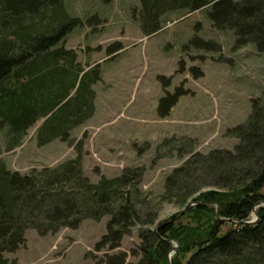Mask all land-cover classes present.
<instances>
[{
	"label": "trees",
	"instance_id": "16d2710c",
	"mask_svg": "<svg viewBox=\"0 0 264 264\" xmlns=\"http://www.w3.org/2000/svg\"><path fill=\"white\" fill-rule=\"evenodd\" d=\"M138 2L135 20L144 36L160 30L169 13L206 10L213 28L233 31L238 47L253 45L264 57V0ZM81 25L65 12L63 0H0V121L15 139L45 117L52 122L40 145L64 140L68 128L82 122L88 97L70 101L68 96L83 69L76 54L61 46ZM192 42L200 49L217 47L197 37ZM121 48L115 43L107 51L112 55ZM190 72L195 75L196 69ZM159 80L169 85L168 79ZM183 95L182 88L166 92L158 101V117H167ZM226 134L237 141L232 151L202 154L188 141L179 151L188 158L165 177L156 197L141 189V167L90 183L77 158L25 174L9 172L0 163V264H8L4 254L25 246L29 229L45 236L105 216V234L94 246L104 252L96 264H129L127 253L118 249L135 229L139 244L130 251L134 264H168L173 242L178 247L170 264H264V206L256 209L254 223H243L264 202V90L250 100L246 120ZM166 144L170 141L162 146ZM161 203L181 210L196 205L176 220L181 210L156 224Z\"/></svg>",
	"mask_w": 264,
	"mask_h": 264
},
{
	"label": "rangeland",
	"instance_id": "374dc122",
	"mask_svg": "<svg viewBox=\"0 0 264 264\" xmlns=\"http://www.w3.org/2000/svg\"><path fill=\"white\" fill-rule=\"evenodd\" d=\"M63 7L82 25L61 46L75 53L87 72L77 78L68 98L87 96L89 105L64 140L55 138L42 146V133L52 119L38 120L19 140L0 121V163L5 170L25 174L77 158L82 174L98 183L101 176L113 178L124 168L141 167L140 187L156 197L163 192L165 177L188 158L179 152L188 141L202 154L233 150L237 141L227 130L246 120L250 100L264 90V57L253 45L238 47L234 32L213 28L206 10L169 13L160 30L144 36L135 20L138 0H63ZM195 37L215 43L216 49L198 48ZM115 43L122 48L111 55L107 49ZM161 77L168 79L167 87ZM175 88H182L184 95L167 117L159 118V99ZM167 140L170 144L162 146ZM159 206L156 224L181 210L170 203ZM107 220H85L75 230L63 228L45 236L29 229L25 246L4 257L8 264H96L104 251L96 252L94 246L105 234ZM138 244L136 229L122 238L118 251L127 253L126 263L136 262L130 251Z\"/></svg>",
	"mask_w": 264,
	"mask_h": 264
},
{
	"label": "water",
	"instance_id": "95a60500",
	"mask_svg": "<svg viewBox=\"0 0 264 264\" xmlns=\"http://www.w3.org/2000/svg\"><path fill=\"white\" fill-rule=\"evenodd\" d=\"M194 205H196V203H189L183 210L180 211V213L176 216V218L174 220L178 219L181 214H183L184 212H186L189 208H191ZM262 206H264V202L263 201L262 202H258L254 206V208H253V211H252V214H251V219L249 221H244L243 223L244 224H252V223H254L257 220L256 209L257 208H260ZM216 210H217V208H216ZM177 247H178L177 243L176 242H173V248H172V250L167 255V262H168V264H170V258H171V256L176 253Z\"/></svg>",
	"mask_w": 264,
	"mask_h": 264
},
{
	"label": "crops",
	"instance_id": "0c3cea01",
	"mask_svg": "<svg viewBox=\"0 0 264 264\" xmlns=\"http://www.w3.org/2000/svg\"><path fill=\"white\" fill-rule=\"evenodd\" d=\"M42 146V145H41Z\"/></svg>",
	"mask_w": 264,
	"mask_h": 264
}]
</instances>
